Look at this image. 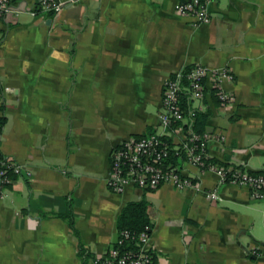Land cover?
<instances>
[{
  "label": "crops",
  "instance_id": "crops-1",
  "mask_svg": "<svg viewBox=\"0 0 264 264\" xmlns=\"http://www.w3.org/2000/svg\"><path fill=\"white\" fill-rule=\"evenodd\" d=\"M40 0H13L0 46V151L27 165L0 201V264H83L118 237L124 206L145 198L155 264H264V200L184 163L204 193L107 186L122 142L161 130L164 83L194 65L225 69L194 106L210 117V157L264 172V0H213L209 23L177 14L182 0H67L57 16ZM222 134L224 139H216ZM72 212L76 236L60 214Z\"/></svg>",
  "mask_w": 264,
  "mask_h": 264
},
{
  "label": "built area",
  "instance_id": "built-area-1",
  "mask_svg": "<svg viewBox=\"0 0 264 264\" xmlns=\"http://www.w3.org/2000/svg\"><path fill=\"white\" fill-rule=\"evenodd\" d=\"M213 0H182L176 6V12L189 18L193 27L211 21L210 6ZM13 0H0V46L3 41V21L12 11ZM67 5V0H40V10L52 16L59 15ZM187 78L189 98L193 102H202L210 92L207 81L213 78V90L223 107L236 104L237 97L220 86V80L231 78L225 69L210 70L203 65H194L188 72H180L167 78L162 96L160 113L161 130L141 137L130 138L117 145L111 151V170L107 180L108 188L123 194L129 188L154 191L164 185H171L179 191L194 190L204 193L209 202L217 201L220 196L217 189L205 190L198 175L190 174L185 169L168 162L172 149L178 153L185 152L190 166L204 173L212 171L220 178L222 184H232L247 188L254 200H264V172L251 173L246 168H225L213 163H206L210 157L208 146L213 138L209 133L189 136L182 127L173 128V124L187 123L188 114L181 102L182 81ZM203 108H199L202 110ZM191 116H195L192 111ZM224 139L222 134L216 139ZM171 139V141L167 140ZM2 130L0 126V146ZM173 145V148H172ZM175 146V148H174ZM32 170L25 164L3 155L0 151V201L8 197L11 187L18 179L31 178ZM153 230L136 233L129 230L118 232L116 242L102 256L87 257L86 264H155L152 246ZM125 241L132 242L136 248L121 250Z\"/></svg>",
  "mask_w": 264,
  "mask_h": 264
},
{
  "label": "trees",
  "instance_id": "trees-1",
  "mask_svg": "<svg viewBox=\"0 0 264 264\" xmlns=\"http://www.w3.org/2000/svg\"><path fill=\"white\" fill-rule=\"evenodd\" d=\"M191 69V67L186 68L183 72H188ZM190 81L187 78H184L182 81V92H181V102H182V107L186 110L188 114V121L187 123H174L173 128L177 127H182L183 131L189 136L192 132H195L197 134H205L208 133L207 131V124L209 120V113L204 112L202 110H199L198 107L194 106V103L190 98H189V92H188V87H189ZM216 91L213 90L212 93L214 94L217 103L219 102L217 97H216ZM195 111V116H191V112ZM5 125V118L0 117V126L1 130L3 129ZM171 141V139H167ZM173 148V145H172ZM175 148V146H174ZM168 162L172 164L173 166L179 167L180 169H183L184 163L187 162V155L185 152H180L178 153L177 150L172 149ZM206 163H213L217 164L218 166H223L225 168H229L225 164H222L220 161L217 159H214L212 157L207 158ZM238 168V167H235ZM251 173H256V172H251ZM148 207L149 203L145 198H142L137 201H131L127 203L122 211L120 212L118 219H117V228L118 232L123 231V230H129L132 232H142L146 230L147 228H151L153 230V223L149 218L148 214ZM59 217L65 219L72 231L76 236L79 235L78 230L75 227V221L72 212L65 213V214H60ZM136 248L135 244L129 241H125L123 246L121 247V250H128V249H133ZM86 249L83 246H80V255L84 256L83 258V264H86L87 261V255H86Z\"/></svg>",
  "mask_w": 264,
  "mask_h": 264
}]
</instances>
